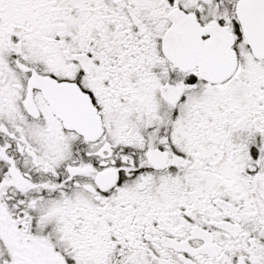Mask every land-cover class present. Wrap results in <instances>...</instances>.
I'll use <instances>...</instances> for the list:
<instances>
[{
    "label": "snow or ice",
    "instance_id": "6c2138e0",
    "mask_svg": "<svg viewBox=\"0 0 264 264\" xmlns=\"http://www.w3.org/2000/svg\"><path fill=\"white\" fill-rule=\"evenodd\" d=\"M0 264H264V0H0Z\"/></svg>",
    "mask_w": 264,
    "mask_h": 264
}]
</instances>
